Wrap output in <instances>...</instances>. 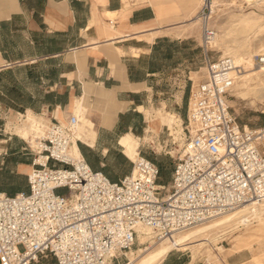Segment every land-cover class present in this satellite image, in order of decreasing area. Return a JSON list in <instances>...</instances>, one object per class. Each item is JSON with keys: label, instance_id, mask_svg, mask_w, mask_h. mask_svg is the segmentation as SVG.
Wrapping results in <instances>:
<instances>
[{"label": "built area", "instance_id": "obj_1", "mask_svg": "<svg viewBox=\"0 0 264 264\" xmlns=\"http://www.w3.org/2000/svg\"><path fill=\"white\" fill-rule=\"evenodd\" d=\"M210 2L203 0L197 15L205 75L188 90L170 183L158 182L159 167L140 152L128 174L110 180L71 151L79 141L76 113L48 123L39 117L34 142L23 139L31 156L27 188L0 191V264H116L135 245L139 226L156 240L170 239L264 200V126L246 127L231 110L241 68L230 57L208 58ZM254 62L264 64V55Z\"/></svg>", "mask_w": 264, "mask_h": 264}, {"label": "crops", "instance_id": "obj_2", "mask_svg": "<svg viewBox=\"0 0 264 264\" xmlns=\"http://www.w3.org/2000/svg\"><path fill=\"white\" fill-rule=\"evenodd\" d=\"M160 5V0H0V110L25 115L32 110L48 123L51 116L76 113L75 100L83 98L88 122H79L78 150L92 169L118 181L132 166L120 138L132 133L139 139L149 119L165 111L157 110L164 104L151 107L166 92L161 80L187 61L178 56L174 64L153 62L161 54L153 49L158 39L181 46L189 38L170 22L148 26L158 19ZM166 26L175 33L156 34ZM186 98L184 106L174 105L180 118L186 116ZM24 147L21 139L0 137V191L27 188L31 156ZM138 151L159 167L158 182L169 184L174 159L148 155L139 146Z\"/></svg>", "mask_w": 264, "mask_h": 264}, {"label": "rangeland", "instance_id": "obj_3", "mask_svg": "<svg viewBox=\"0 0 264 264\" xmlns=\"http://www.w3.org/2000/svg\"><path fill=\"white\" fill-rule=\"evenodd\" d=\"M202 3L203 0H160V4L162 5L161 13L158 19L152 22L153 24L150 23L148 25L151 27L153 25H163L164 23L170 22L172 24L170 25L171 27H180L181 33L183 32L184 35H189V38L186 40L188 42H185L184 46L168 45L166 42L161 45L160 49H167L169 52L167 61L170 64H174L179 54H182L187 61L183 65L171 68L163 76L164 80H161V83L164 85L163 88L166 92L163 91L162 94H157L155 103L151 107H161L162 104L165 107L157 110H168L169 112L178 114L174 109V105L184 106V100L188 94L189 87L200 81L205 75V58L203 52L201 55L200 46H198V43L201 45L203 42L201 33L203 21L200 17H197ZM210 7L211 13L207 23L214 33L221 35L230 29L231 26L238 25V22L242 26L243 24L239 18L248 13L252 17L259 19L262 29L253 32L252 30L249 31L243 28L246 32L241 35L244 36L250 33L249 36H252L250 41L252 47H256L261 40L264 41V0H251L250 2L246 0H211ZM189 18H195L196 22L189 23ZM170 26L162 27L160 29L161 31L156 32V34L162 35L163 33H170L171 35L175 33ZM176 33H179V31ZM260 38L261 40L259 41ZM196 47L198 50H196ZM207 54L210 60L217 59L221 57L222 48L220 46L218 47L215 42H211ZM256 55L260 54L255 53L254 58ZM233 95L231 94L229 101L234 100L235 103L233 105L229 104L238 122L242 125H248L251 128L264 126L263 102L252 106L249 101H243ZM24 117V111L0 110V137L10 136L15 140L21 139L23 141V138L14 133V129L17 124H21ZM181 118L182 130L180 133L182 137L186 133L184 127L186 123L185 117L181 115ZM148 125L149 123L147 122V130L139 135L138 146L148 155H160L162 157H168L170 155L173 157L180 144L178 134H176L177 137L175 138L167 126L159 123L152 125L151 128H148ZM27 155L30 156L29 152H27ZM236 235L238 237H235ZM248 235L250 236L248 237ZM238 243L241 244L240 247H238ZM215 246H222L223 251L217 250ZM132 248H137V240ZM213 249L214 252L219 254L221 261L207 260L206 256L200 254H196L193 257L190 249H181L170 251L161 264H264V222L259 223L255 218H252L245 226L239 225L236 229L227 228L225 231L219 232L218 240L216 241V245L213 244ZM238 249L241 250L238 251ZM128 261L129 259L126 254L123 253L118 258L116 264H126ZM38 264H54V261L52 259L42 260Z\"/></svg>", "mask_w": 264, "mask_h": 264}, {"label": "bare ground", "instance_id": "obj_4", "mask_svg": "<svg viewBox=\"0 0 264 264\" xmlns=\"http://www.w3.org/2000/svg\"><path fill=\"white\" fill-rule=\"evenodd\" d=\"M246 1L250 2L251 0ZM161 7L162 5L156 8L158 14L161 13ZM107 14L112 16L114 12L109 11ZM239 19L244 25H242L243 27L238 22L239 26L237 24L234 27L231 26L230 29L224 32L225 34L220 33L221 35H218L215 33L211 42H215L218 47L220 46L222 48L221 57H230L241 68V72L235 76L231 94L233 95L234 93L236 97L243 101H249L252 106H256L260 102L264 104V64L256 65L254 62V54L259 53L260 55H264V41L260 38L259 41H261L259 44L256 47H252L250 43L252 36H249L250 33L244 36L241 34L245 33V30H252L253 32L256 30L260 31L262 26L258 18L252 17L248 13L242 15ZM195 22V18H189V23L192 24ZM82 99L79 97L76 98L74 111L77 114L78 121L86 123L88 120L84 116L83 111L85 108ZM229 103L233 105L235 101L230 100ZM38 119L39 116L36 113L32 110H27L21 124L15 126L14 133L33 143L34 133L37 131L36 123ZM149 123L150 128L152 125H156L155 123L167 125L171 133L174 134V137L176 138V134H178V138L181 141L182 137L180 132L182 130V120L178 115L169 111L157 113L154 118L149 119ZM245 126L248 127V125ZM77 138L82 139L80 132H77ZM120 144L124 149V153L130 159L135 160L138 157L139 141L132 133L123 134L120 138ZM71 151L74 154L79 153L75 142L72 143ZM252 218H255L259 223L264 222V200L239 206L200 224L179 231L170 239L156 240L153 238L149 228L139 226L137 228V248H130L125 252L129 259L126 264H161L170 251L181 249H190L193 257L196 254H200L206 256L207 260H220L219 254L214 252L213 249V244L216 245V241L218 240V233L225 231L227 228L236 229L239 225L245 226ZM235 237H238V235ZM240 246L241 244L238 245V247ZM216 248L219 251H223L222 246H217ZM240 250L238 249V251Z\"/></svg>", "mask_w": 264, "mask_h": 264}, {"label": "trees", "instance_id": "obj_5", "mask_svg": "<svg viewBox=\"0 0 264 264\" xmlns=\"http://www.w3.org/2000/svg\"><path fill=\"white\" fill-rule=\"evenodd\" d=\"M165 42L168 43V45H171V44L172 45H176L175 42H168L167 38H160V39H158V43L157 44H154L153 49L156 51V54L158 52V53H161L163 56L161 57V54H160V56H157L156 55V57L153 60V62L155 64H157L161 60L165 61V63L168 62L167 61V57L169 56L168 50L167 49H160L161 48V45L163 43H165ZM182 46H184V44ZM196 50H198V48H196ZM179 57L183 58L184 56L182 54H179Z\"/></svg>", "mask_w": 264, "mask_h": 264}]
</instances>
